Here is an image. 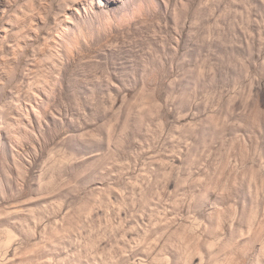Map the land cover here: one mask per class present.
<instances>
[{"label": "rangeland", "instance_id": "1", "mask_svg": "<svg viewBox=\"0 0 264 264\" xmlns=\"http://www.w3.org/2000/svg\"><path fill=\"white\" fill-rule=\"evenodd\" d=\"M0 264H264V0H0Z\"/></svg>", "mask_w": 264, "mask_h": 264}]
</instances>
